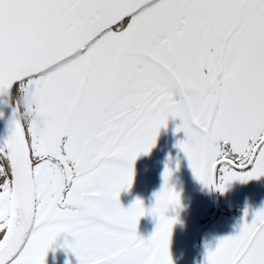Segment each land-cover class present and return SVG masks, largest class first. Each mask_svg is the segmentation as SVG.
Instances as JSON below:
<instances>
[{"label":"snow or ice","instance_id":"6c2138e0","mask_svg":"<svg viewBox=\"0 0 264 264\" xmlns=\"http://www.w3.org/2000/svg\"><path fill=\"white\" fill-rule=\"evenodd\" d=\"M25 87L43 130L6 123ZM169 119L205 187L264 177V0H0V264H46L61 237L77 264H173V170L150 208L120 201ZM202 264H264V206Z\"/></svg>","mask_w":264,"mask_h":264},{"label":"rangeland","instance_id":"374dc122","mask_svg":"<svg viewBox=\"0 0 264 264\" xmlns=\"http://www.w3.org/2000/svg\"><path fill=\"white\" fill-rule=\"evenodd\" d=\"M27 88V87H26ZM27 97L25 94V115L29 116L28 125L37 130L47 128L50 116L42 113L40 108V98L34 89L28 88ZM34 90V91H33ZM34 99V101L32 100ZM179 120L169 119L166 128H162L157 137L155 146L147 154H141L135 161L134 180L128 191L121 192L120 201L124 207H127L136 199L143 201L145 208H150L154 203L153 194L160 189V185L150 184L147 182L148 176L158 177L162 174L165 165L173 170L170 178V186L180 194V207L175 211L169 210V216L177 217V223L173 226L170 238V255L173 264H195L194 263V242L196 237H192L196 229V217L194 218L195 208L191 209L190 203H198L199 210L202 200L200 197H206V189L204 185L198 182L188 166L186 157L175 146L178 140L184 138L183 133H175L174 129ZM138 173V174H137ZM249 182V181H248ZM244 182L239 185L234 181L227 186L226 190L219 194L221 200H235L233 207H237L240 213L231 215L226 220L216 221L209 230L205 232L204 237L200 240L198 259L196 264H202L205 245L214 247L219 237L233 234L241 220L244 209L247 207L250 211H254L264 206V177L256 179L254 184L248 185ZM248 186H250L248 188ZM231 193L232 196L228 194ZM191 193V195H190ZM191 197V202L189 200ZM197 197V198H196ZM197 199V200H195ZM224 219V218H223ZM155 220L151 216H144L140 219L138 230L140 235L148 237L154 230ZM230 230H233L232 232ZM193 238V239H192ZM204 252V253H203ZM71 264H77L76 260H71Z\"/></svg>","mask_w":264,"mask_h":264},{"label":"flooded vegetation","instance_id":"af4514ba","mask_svg":"<svg viewBox=\"0 0 264 264\" xmlns=\"http://www.w3.org/2000/svg\"><path fill=\"white\" fill-rule=\"evenodd\" d=\"M28 91H29L28 88L25 87L23 88L22 91H19L18 93L14 94L11 97V105L16 118L18 119L19 122L23 121L25 124H27L29 120V116L25 115L26 101L24 102L25 94L27 95V97L31 95L28 94ZM32 100L34 101V99ZM135 168L136 167L134 166V170ZM134 172H138V171H134ZM255 180L256 179L249 180V182L247 181L249 183L248 185H250V183L254 184ZM147 182H149L150 184L153 183L154 185L158 183L161 186L162 174L160 173L158 177H153V178L148 176ZM235 182L238 184V186L243 185L242 182L239 181H235ZM249 187L250 186H248V188ZM206 193H207L206 197L204 195L200 197V200H202L200 204L201 205L200 210L197 202L194 204L190 203L191 209L195 208L194 218L196 217V229L194 230V233L192 235L193 238L194 236L196 237L194 242L195 264H196V260L198 259V253L200 251L199 249L201 248V246L199 245L200 240L202 237H204L205 232L209 230L216 221H219L220 217H222L221 220H226V218L230 217L231 215H237L240 213L238 206L233 207V203L236 201L237 198L235 200H221V195L219 194V191L208 187L206 189ZM228 194L232 196L230 192H228ZM189 200L191 202V197H189ZM140 231L141 230H138L139 235H140ZM230 231L232 232L233 230ZM62 242H63V238L61 237L57 241V244L54 245L56 251L55 252H52L51 250L49 251L46 264H65L66 261L71 262V260H76L74 256H72L70 253H66L63 249L59 247V244H61Z\"/></svg>","mask_w":264,"mask_h":264},{"label":"water","instance_id":"95a60500","mask_svg":"<svg viewBox=\"0 0 264 264\" xmlns=\"http://www.w3.org/2000/svg\"><path fill=\"white\" fill-rule=\"evenodd\" d=\"M6 123H7L8 127H13V126H15L16 123H18V121H17V119L13 113V110H12V114L7 117ZM3 135H4V129L2 126H0V136H3Z\"/></svg>","mask_w":264,"mask_h":264}]
</instances>
